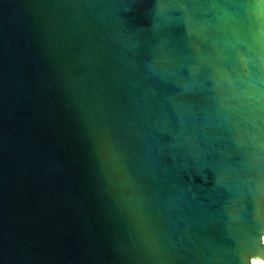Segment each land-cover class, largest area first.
I'll list each match as a JSON object with an SVG mask.
<instances>
[{
	"label": "water",
	"instance_id": "1",
	"mask_svg": "<svg viewBox=\"0 0 264 264\" xmlns=\"http://www.w3.org/2000/svg\"><path fill=\"white\" fill-rule=\"evenodd\" d=\"M257 260L264 0H0V264Z\"/></svg>",
	"mask_w": 264,
	"mask_h": 264
},
{
	"label": "snow or ice",
	"instance_id": "2",
	"mask_svg": "<svg viewBox=\"0 0 264 264\" xmlns=\"http://www.w3.org/2000/svg\"><path fill=\"white\" fill-rule=\"evenodd\" d=\"M253 264H264V261L257 260V261H254Z\"/></svg>",
	"mask_w": 264,
	"mask_h": 264
},
{
	"label": "clouds",
	"instance_id": "3",
	"mask_svg": "<svg viewBox=\"0 0 264 264\" xmlns=\"http://www.w3.org/2000/svg\"><path fill=\"white\" fill-rule=\"evenodd\" d=\"M254 259H258V258H254Z\"/></svg>",
	"mask_w": 264,
	"mask_h": 264
}]
</instances>
